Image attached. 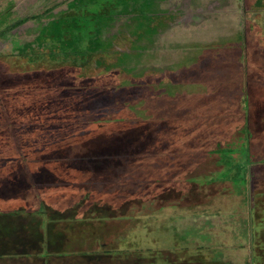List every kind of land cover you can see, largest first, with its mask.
Listing matches in <instances>:
<instances>
[{
    "label": "rangeland",
    "instance_id": "rangeland-1",
    "mask_svg": "<svg viewBox=\"0 0 264 264\" xmlns=\"http://www.w3.org/2000/svg\"><path fill=\"white\" fill-rule=\"evenodd\" d=\"M203 56L209 63L201 67ZM191 69L195 74L184 79ZM204 76L215 86L243 87L244 114L233 111L223 130L200 141L206 149L195 150L182 147L185 124L164 120L183 117L192 105L182 95ZM1 103L18 123V137L52 128L64 113L99 117L102 129L135 134L152 125L156 133L153 152L124 159L140 162L138 168L117 171L107 228L73 238L49 230L36 210L9 213L5 222L18 220L6 223L0 264H69L77 257L84 264H139L125 252L151 264L264 263L256 240L264 235V0H0ZM16 140L2 133L0 146ZM143 144L149 141L136 147ZM240 209L250 217L236 216L245 213ZM21 239L27 252L13 246Z\"/></svg>",
    "mask_w": 264,
    "mask_h": 264
},
{
    "label": "flooded vegetation",
    "instance_id": "flooded-vegetation-1",
    "mask_svg": "<svg viewBox=\"0 0 264 264\" xmlns=\"http://www.w3.org/2000/svg\"><path fill=\"white\" fill-rule=\"evenodd\" d=\"M6 108V103L0 104V135L7 132L17 143L0 146V208L36 204L65 227L91 235L101 226L107 228L104 219L109 201L116 199L117 171L124 169L123 164L140 165L125 158H133L144 148L153 152L150 140L156 128L143 125L135 134L124 128L102 129L104 120L99 117L64 113L49 122L52 128L18 137V123L10 119ZM144 138L149 145L136 147ZM189 145L190 141L178 146ZM148 159L151 168L158 166L153 157Z\"/></svg>",
    "mask_w": 264,
    "mask_h": 264
},
{
    "label": "crops",
    "instance_id": "crops-1",
    "mask_svg": "<svg viewBox=\"0 0 264 264\" xmlns=\"http://www.w3.org/2000/svg\"><path fill=\"white\" fill-rule=\"evenodd\" d=\"M212 59H214L213 62H215L217 64L216 58L212 57ZM230 60H231V56H230ZM198 62L200 63L201 67H203L205 65H208L209 59L205 58L203 56V58L201 57V59ZM198 67H196V68H198ZM191 70L194 71V69H191ZM188 71L189 70H184L181 73L184 74V73H187ZM195 72L196 71H194L193 74H187V76L184 75L185 77H183V78L187 79L189 75L193 76L195 74ZM201 72H204V71H201ZM235 74L238 77H241L242 72L240 70H238L237 72H235ZM191 81L193 82L192 84L197 85L198 88L195 91H192L193 92L192 94L184 93L182 95V97L185 96L189 99V102H191V105L195 107L196 114L193 116L194 113L191 111V108L190 109L188 108V109H186L187 111L183 114L181 113V115L184 116V114H186L190 110L191 111L190 112L191 117H189V118L191 119L193 116L194 120L190 121V119L188 117H184V120H182L183 118H181V116H178L179 118H177L174 115V116H171L170 118H168V116L165 117L166 119L164 121H167L168 119H170V120L179 121L181 124H185V126L189 130H187V133H184L183 136L186 137L187 141H190V145H189L190 147H192L193 145L194 146L196 145L195 150H198V148L200 150L203 147H201L199 144H200V141L203 138H205V135L211 134V136H212L213 131L221 130L222 129L221 127H223L222 122L223 123L226 122L230 118V115L233 114V111L240 113V115L244 114L242 112V110H237L238 108L237 109L233 108V106H236L240 103L241 97L244 96L243 95V87H241L238 84L237 85L226 84V86H222V85L218 84V86H215V82L206 76H204L201 79V81H199V80H191ZM164 83H166V82L164 81L163 84ZM258 87L259 86H257V88ZM161 97H163V99L166 100V97H164V96H161ZM158 98L159 97L156 96V99H158ZM167 99H169V98H167ZM255 99L258 100L257 97ZM241 117L242 116L235 117L234 120L240 121L238 124L240 126H244V122H242ZM187 119H189V120H187ZM210 120H212V121L209 124ZM217 120H221V123H218ZM148 123L153 124L154 122L148 121ZM194 123H195V125H193ZM227 125H228V123H227ZM219 133L227 134L228 130L221 131ZM186 152L190 153V151H186ZM259 196H260L259 200L264 202V197H262L261 195H259ZM20 205L21 204H18L16 206L12 207V205L7 204V207L5 205V207L0 208V244H4L2 242L3 241L7 242V240L9 239L8 237H6V235L9 233L6 231V227H7L6 223H9L10 221H12L14 219H15L14 220L15 222H17V220H18L17 216H14L13 219L5 222V220H7V218L6 217L3 218V216L8 215L9 213H12V214L18 213V212H26L27 213V212H32L34 210H36L38 213H40L43 216V220H45L46 224H48L49 227L51 228L49 230H51L53 232H55V231L56 232H62L63 231V232H66L68 235H70L73 238L76 237L77 235H78V237H79V235L83 236V237L92 236L91 234H88L87 231L83 232V231H81V229H76L75 227L74 228L73 227H71V228L65 227L64 225L60 224V222L58 220L53 219L51 217H48L45 214L44 209L41 208L40 206H36V204H31V206H24V205L20 206ZM240 211L241 212L243 211L245 213L242 215H237L238 214V212H237V213H235V215L239 216V217H242L243 215L250 217L249 210L244 211V209L243 210L240 209ZM239 214H241V213H239ZM256 215H257V218H260L258 213H256ZM105 223L108 225L107 221H105ZM13 232L18 234L19 236L22 235L21 229H15ZM39 238H41V240L44 238L42 230L39 233ZM256 240L259 242V244H261L260 246H258V248L260 250H264V235H262V236L259 235V238H257ZM10 244H12V243H10ZM13 246H15L16 248H19L18 250L23 252V253L27 252L26 251L27 250V241H23V239L14 242ZM23 247H25V248H23ZM262 260H264V258H262ZM262 260L260 259L259 261L261 262ZM77 261H80L81 262L80 264H84V263H82L81 258H78V257L75 259V261L73 263L70 262L69 264H76ZM27 262L30 263L29 260H27ZM66 262L67 261H65L64 263H66ZM262 262H264V261H262ZM60 263L61 262L55 258L54 259L42 258V259H39L35 262H31L30 264H60ZM261 264H264V263H261Z\"/></svg>",
    "mask_w": 264,
    "mask_h": 264
},
{
    "label": "trees",
    "instance_id": "trees-1",
    "mask_svg": "<svg viewBox=\"0 0 264 264\" xmlns=\"http://www.w3.org/2000/svg\"><path fill=\"white\" fill-rule=\"evenodd\" d=\"M232 45V44H231ZM237 46H238V44H237ZM230 47H232V46H230ZM238 47H240V48H242V45H241V43H240V45L238 46ZM227 48V47H226ZM220 49H222V48H220ZM227 60H230V59H227ZM161 77V76H160ZM243 97L244 96H242L241 97V101H240V103L238 104V105H236V106H233V108H238L237 110H242V112H244V100H243ZM162 106V105H161ZM172 106H174V105H172ZM165 107V106H164ZM174 108H176V109H179L180 108V106H174ZM191 108V111L194 113L193 114V116L196 114V112H195V107L194 106H192V107H190ZM189 108V109H190ZM190 110H189V112H187L186 114H184V116L183 117H181V118H183L182 120H184V117H191V114H190V112H191ZM175 116L177 117V118H179L178 117V115L177 114H175ZM211 121L212 120H210L209 121V124L211 123ZM194 125H195V123H194ZM209 136H211V134H206L205 135V138H203L204 140H210V139H208V137ZM203 148L204 149H206V146L204 147L203 146ZM132 253H134V252H125L124 253V255L131 261V263H137L138 261H139V264H151L152 263V261H151V259L150 260H148V261H142V260H140V258L137 256V257H134V254H132ZM213 256V255H212ZM128 263H129V261H127ZM164 263V262H163Z\"/></svg>",
    "mask_w": 264,
    "mask_h": 264
}]
</instances>
